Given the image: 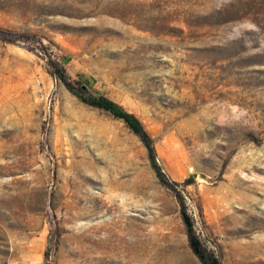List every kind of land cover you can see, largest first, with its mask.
I'll return each mask as SVG.
<instances>
[{"label": "rangeland", "instance_id": "374dc122", "mask_svg": "<svg viewBox=\"0 0 264 264\" xmlns=\"http://www.w3.org/2000/svg\"><path fill=\"white\" fill-rule=\"evenodd\" d=\"M0 28L28 36L0 40V264H201L141 141L45 49L141 121L204 248L264 264V0H0Z\"/></svg>", "mask_w": 264, "mask_h": 264}, {"label": "trees", "instance_id": "16d2710c", "mask_svg": "<svg viewBox=\"0 0 264 264\" xmlns=\"http://www.w3.org/2000/svg\"><path fill=\"white\" fill-rule=\"evenodd\" d=\"M26 38H28L27 35L16 34L0 28L1 41L14 43ZM44 52L51 74L59 80L72 95L76 96L84 104L103 110L115 119L122 121L124 125L138 137L147 151L150 166L159 183L174 193L180 205V213L185 226L188 245L193 255L201 264H221L220 260L213 253L204 248L197 237L194 230L193 220L187 211L185 199L179 189L180 184L172 181L160 166L153 140L137 116L127 111L122 105L107 96L93 92L89 81L84 77H79V80L73 83L64 66L54 59L46 49ZM191 182L192 181L188 179L182 184V186H186ZM48 257L49 252L47 250L45 252V264H49Z\"/></svg>", "mask_w": 264, "mask_h": 264}, {"label": "water", "instance_id": "95a60500", "mask_svg": "<svg viewBox=\"0 0 264 264\" xmlns=\"http://www.w3.org/2000/svg\"><path fill=\"white\" fill-rule=\"evenodd\" d=\"M195 178L197 177V175L194 176Z\"/></svg>", "mask_w": 264, "mask_h": 264}]
</instances>
